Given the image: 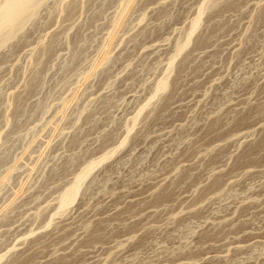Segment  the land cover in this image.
I'll return each instance as SVG.
<instances>
[{
    "label": "rangeland",
    "instance_id": "obj_1",
    "mask_svg": "<svg viewBox=\"0 0 264 264\" xmlns=\"http://www.w3.org/2000/svg\"><path fill=\"white\" fill-rule=\"evenodd\" d=\"M132 1L46 0L1 49L0 264H264V0L207 12L154 99L205 0Z\"/></svg>",
    "mask_w": 264,
    "mask_h": 264
},
{
    "label": "bare ground",
    "instance_id": "obj_2",
    "mask_svg": "<svg viewBox=\"0 0 264 264\" xmlns=\"http://www.w3.org/2000/svg\"><path fill=\"white\" fill-rule=\"evenodd\" d=\"M45 1L46 0H0V51H1V49L8 47V45L12 41L17 39L22 32L24 33L26 27L37 16L39 8L42 7V5L45 3ZM132 2L134 3V1L129 0L128 3L126 2L127 4L125 3L126 7L124 6L125 8H124V11L122 13L126 12L130 8V5H132ZM224 3H226L227 5H230V4L233 5L234 4L230 0H214V1L205 0V2L199 7V9L197 10V13H196V17L194 18L191 26L189 27L190 28L189 32H187L188 35L186 34L187 36L184 37V42L181 41L182 42L181 44L179 42L180 45H177L179 47L178 48L176 47L177 52L175 50V52H176L175 55L174 56L172 55L173 57L169 61L170 66H169V69H167V70H169V74L166 77L160 79L156 83L155 93H153V96H152L153 99L156 98L159 94L161 95L163 93H166L173 86V82L171 81V77H170L171 75L170 74H172V71H173L175 63H176V59L179 58L178 56L181 55L182 52H184V50L186 49V47L192 42L193 35L196 33L198 28H200V26H202L201 24L203 22L204 15L207 12H210L211 10H216L217 8L220 7V5H222ZM222 6H224V5H222ZM122 13H121V15H122ZM125 15L126 14L124 13L123 17ZM120 19L122 20L123 18H119L117 20L119 21ZM120 23H122V22H120ZM117 25H119V23ZM117 25H115V26L117 27ZM208 38L209 37H206V36L201 37V39H200L201 43H202V41H207ZM102 48H103V50L105 49L104 47H102ZM104 51H101V53ZM38 75H39V73L35 76V79L32 82H34L37 79ZM13 102L15 104V102H19V101H13ZM17 105L19 106V104H17ZM142 110L140 111V113L142 112ZM132 128H129V129H132ZM128 131L130 132L131 130H128ZM129 137H127V135H126V137H124L125 140H122V142L120 144L121 147L125 146V144L129 140ZM113 150H112V152H108L106 155H104L100 159L89 161L87 166L79 174H77L74 182L71 183L72 184L71 187L68 190L66 188V192L65 193L63 192L64 194H62V196L60 197V201L58 200L59 201L58 207L61 210V212L66 211L67 208L70 207V205L73 203V201L77 199L76 197H78L77 195H78V193H80L81 187H82L83 183H85L84 181L87 180V177L90 175L91 171L93 169L95 170V167H97V166L99 167L100 164L102 165V163H104L106 160H108L109 158H111L115 154V152ZM115 151H117V150H115ZM77 160L78 159L76 156V158H74L73 162H75ZM0 161H1V159H0ZM1 260H2V258H0V261Z\"/></svg>",
    "mask_w": 264,
    "mask_h": 264
}]
</instances>
